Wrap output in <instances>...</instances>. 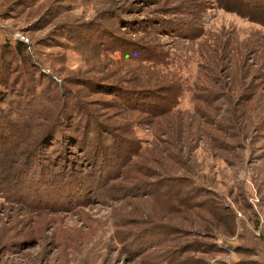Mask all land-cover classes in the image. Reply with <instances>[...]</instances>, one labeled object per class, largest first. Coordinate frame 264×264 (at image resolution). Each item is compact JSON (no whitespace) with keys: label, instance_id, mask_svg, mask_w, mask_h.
<instances>
[{"label":"rangeland","instance_id":"obj_1","mask_svg":"<svg viewBox=\"0 0 264 264\" xmlns=\"http://www.w3.org/2000/svg\"><path fill=\"white\" fill-rule=\"evenodd\" d=\"M20 35L0 264H264V0H0Z\"/></svg>","mask_w":264,"mask_h":264},{"label":"trees","instance_id":"obj_2","mask_svg":"<svg viewBox=\"0 0 264 264\" xmlns=\"http://www.w3.org/2000/svg\"><path fill=\"white\" fill-rule=\"evenodd\" d=\"M27 50L28 51L30 50V46L28 44H25V42H22V41H19L16 43H12V42L5 43L4 45L0 46V82H2V84H0V86L4 87V89H6L5 91L3 90V92H2V90H0V128L7 127L9 125L14 126L13 129L11 130V133L9 136H6V134H5L6 132L4 133V131L0 129V147L1 146L5 147V148L10 147V144H11L10 139L12 138V133L14 132L16 127H18V129L14 133L17 134L20 130V127L17 125L20 122L14 121L15 116H18L22 120L28 119V118L32 117L33 114H25L23 112L24 109H26V107H28V106H33V108L35 109V107L37 106V103L35 101V95L31 94L32 97L31 96L29 97L30 92H18V91H16V93L14 94V95H16L15 98H10V97L5 96V94L8 93L7 91H10V89L12 90V85L15 84L14 82H16L15 80H20V78L22 79V75L25 74V72H26L23 62H19V63L15 62L16 63L15 68H12L11 66L13 65V63L10 64V61L7 60L6 57H9V56L15 55V54L20 56L21 54H23ZM16 68H18V70L14 71V69H16ZM11 69L13 70L14 75H15V76H12L13 79L11 78V76L9 75V72H8ZM23 83H24V81L21 80V81L17 82V85L23 84ZM102 86L104 88L110 87V85H108L107 87L104 85H102ZM137 95L138 94H135V93H131V94L127 93V95H126L127 97L126 98L124 97V98L130 102V99H133V97L137 96ZM34 101H35V103H34ZM138 101H139V103H137V102L136 103L141 104L139 99H138ZM142 101H143V103H145V100L142 99ZM22 103L25 104L24 107H22V105H21ZM77 104H78V102L69 103V105L67 104L66 107H64V110H62V111H67L66 114L68 116H71V113H72V115H74ZM8 107H10V108H8ZM34 112H35V110H34ZM7 120L11 123L10 124H4ZM70 123H73L72 120ZM1 125H2V127H1ZM61 126L67 127L64 124L62 125V123H61ZM69 126L73 127L71 124ZM48 131H53V130H48ZM48 131H46V133ZM55 133L56 132L53 131V133H51V135L55 134ZM38 145H39V143H36V142L33 144V146H36L32 150L33 152H35V155L37 152ZM25 151L23 153H26ZM38 151L40 152V150H38ZM98 154H97V156L100 157L101 154H99V155ZM28 157L29 156L27 155L25 157V159ZM40 159L43 160V162L40 161L38 166H40L42 164L43 167H40V168L34 167L33 168L34 170H36V173H38V174H41V175L47 177V174L49 172L56 171L59 168V164H55L53 162V159L50 160L51 158H49V156H47V154L44 150H43V152L40 153ZM22 164H23L22 167L24 165H26V164H24V162ZM50 166H51V168H49ZM25 167L29 168L28 166H25ZM54 169H56V170H54ZM65 174H67V173H65Z\"/></svg>","mask_w":264,"mask_h":264},{"label":"built area","instance_id":"obj_3","mask_svg":"<svg viewBox=\"0 0 264 264\" xmlns=\"http://www.w3.org/2000/svg\"><path fill=\"white\" fill-rule=\"evenodd\" d=\"M18 38L20 39V41H22V42H27V40L25 39V37L24 36H22V35H20V36H18ZM25 42V43H26Z\"/></svg>","mask_w":264,"mask_h":264}]
</instances>
